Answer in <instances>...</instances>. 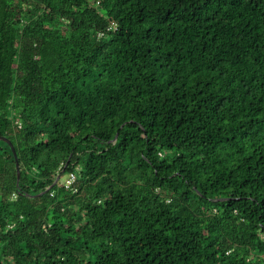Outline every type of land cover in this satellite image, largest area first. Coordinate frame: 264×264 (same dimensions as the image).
<instances>
[{
  "label": "trees",
  "instance_id": "1",
  "mask_svg": "<svg viewBox=\"0 0 264 264\" xmlns=\"http://www.w3.org/2000/svg\"><path fill=\"white\" fill-rule=\"evenodd\" d=\"M0 135V264H264V0H0Z\"/></svg>",
  "mask_w": 264,
  "mask_h": 264
},
{
  "label": "water",
  "instance_id": "2",
  "mask_svg": "<svg viewBox=\"0 0 264 264\" xmlns=\"http://www.w3.org/2000/svg\"><path fill=\"white\" fill-rule=\"evenodd\" d=\"M0 140L7 142L11 146V148L13 149V152H14V155L16 158V162H17L18 179H20V166H19V161H18V155H17V152H16V149H15L13 142L8 137L2 136V135H0ZM59 178H60V175L58 176L56 181H58Z\"/></svg>",
  "mask_w": 264,
  "mask_h": 264
},
{
  "label": "built area",
  "instance_id": "3",
  "mask_svg": "<svg viewBox=\"0 0 264 264\" xmlns=\"http://www.w3.org/2000/svg\"><path fill=\"white\" fill-rule=\"evenodd\" d=\"M74 177H75L74 174H71V177H70V180L69 181L71 182V180H73Z\"/></svg>",
  "mask_w": 264,
  "mask_h": 264
},
{
  "label": "rangeland",
  "instance_id": "4",
  "mask_svg": "<svg viewBox=\"0 0 264 264\" xmlns=\"http://www.w3.org/2000/svg\"><path fill=\"white\" fill-rule=\"evenodd\" d=\"M66 178H67V176H65V177L62 179V181H64Z\"/></svg>",
  "mask_w": 264,
  "mask_h": 264
}]
</instances>
